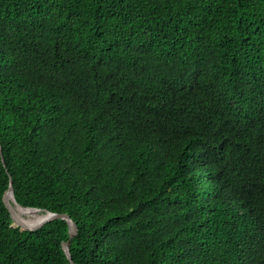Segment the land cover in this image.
Wrapping results in <instances>:
<instances>
[{
  "label": "trees",
  "instance_id": "1",
  "mask_svg": "<svg viewBox=\"0 0 264 264\" xmlns=\"http://www.w3.org/2000/svg\"><path fill=\"white\" fill-rule=\"evenodd\" d=\"M10 178L76 264H264V0H0V264H71Z\"/></svg>",
  "mask_w": 264,
  "mask_h": 264
},
{
  "label": "water",
  "instance_id": "2",
  "mask_svg": "<svg viewBox=\"0 0 264 264\" xmlns=\"http://www.w3.org/2000/svg\"><path fill=\"white\" fill-rule=\"evenodd\" d=\"M1 154H2V151H1ZM2 161H3L4 166H6L5 159L3 158V155H2ZM11 195L14 196L13 200H15L17 204H19V202L16 200L15 195H14V186H13L12 178H10V186L7 189V191L5 192L4 202H5L6 207L8 208V210L10 212V215H11L12 219H13V223H12L13 227H20V230H22V231H24V230L25 231L26 230L34 231V230L40 228L41 226L45 225L49 221H52V220H55V219H65L67 221V223L69 225L70 239L68 241H63L62 242V247H63V250H64L68 260L70 261V263L71 264H76L74 262V260H73V256H72V253H71V250H70V242H71V239H73L75 237V235L77 234L78 226H77V223L72 219V217L69 214H66V213H56V212H51V211L44 210V209H41V208L25 207V208H28V209H36V210L45 212L46 214H45L44 219H42L41 221H39L36 224H32L31 225V224L23 223L22 221H20L16 217V215L14 213L13 200L11 199ZM19 205L22 206L21 204H19ZM22 207H24V206H22Z\"/></svg>",
  "mask_w": 264,
  "mask_h": 264
},
{
  "label": "bare ground",
  "instance_id": "3",
  "mask_svg": "<svg viewBox=\"0 0 264 264\" xmlns=\"http://www.w3.org/2000/svg\"><path fill=\"white\" fill-rule=\"evenodd\" d=\"M14 196L11 195V199L13 200ZM13 210L16 217L20 220L26 222V224H36L45 217V212L36 210V209H28L20 206L13 200ZM15 225V224H14Z\"/></svg>",
  "mask_w": 264,
  "mask_h": 264
}]
</instances>
